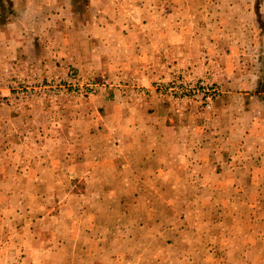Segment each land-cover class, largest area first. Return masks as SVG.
Listing matches in <instances>:
<instances>
[{
	"label": "rangeland",
	"instance_id": "1",
	"mask_svg": "<svg viewBox=\"0 0 264 264\" xmlns=\"http://www.w3.org/2000/svg\"><path fill=\"white\" fill-rule=\"evenodd\" d=\"M10 16L41 51H25L32 70L0 79V126L13 149L3 159L20 164L0 168L12 178L0 180V264H200L183 257L192 235L170 246L174 231L220 218L229 226L205 233L218 244L206 251L219 252L207 264H264V231L242 229L261 212L264 183L235 189L221 167L231 147L241 162L264 163V101L246 99L264 100V0H0V27ZM200 82L214 88L210 108L204 95L174 92ZM170 126L181 127L180 144L186 130L196 148L217 142L227 152L221 165L143 166L155 150L152 128ZM131 174L160 180L130 183ZM193 176L203 181L180 180ZM140 188L149 198L133 197ZM196 188L204 199L173 197ZM215 190L227 197L217 213H188L213 206ZM230 207L238 222L223 212ZM250 239L262 242L241 247Z\"/></svg>",
	"mask_w": 264,
	"mask_h": 264
},
{
	"label": "crops",
	"instance_id": "2",
	"mask_svg": "<svg viewBox=\"0 0 264 264\" xmlns=\"http://www.w3.org/2000/svg\"><path fill=\"white\" fill-rule=\"evenodd\" d=\"M57 11H62L61 9L56 8ZM62 17V18H61ZM54 19H58L60 20V28L62 23H64V16L61 14H58V12L56 13ZM52 22H50L51 25ZM52 26V25H51ZM58 26H56L57 28ZM36 30H39L38 28ZM58 30V29H56ZM58 32V31H56ZM24 33V36H23ZM25 34H29L27 30H23V28L19 25V21L17 20V17L15 16H10L7 19V22L4 23L1 27H0V79L3 80V75L5 73V71L7 70L9 73H11L12 71L19 69V67H23L25 69V71H30L32 70L31 68L34 66L33 64H30V60H25L23 57L25 55V51H31V49L33 48V51H37L40 52L41 49L39 47V44H37L38 38L37 36H30V37H26ZM35 35H39L38 33H35ZM23 36V37H22ZM23 39V40H22ZM42 40V39H41ZM37 53H35L36 55ZM31 63H33V61H31ZM11 65V66H10ZM241 67H239L240 69ZM242 70V69H241ZM4 81V80H3ZM247 101H264L261 98H246ZM1 124V121H0ZM181 127L178 126H170L167 128L166 133L163 132V130H156V128H152V138L154 139L155 142V147H154V154H152L151 151V156H152V160H147V161H143V166H153L154 170H157L159 168H167V167H181L183 168H189V167H201V168H205L208 166H213L215 164L216 158L221 155L223 153V148L220 147L218 148L217 146V142L212 143V148H210L208 146L207 143L202 144L203 146L196 148L195 146H192L193 144L191 143V136L192 134H188V130H186L185 135L187 136V139H185L184 142H182V144L179 143V138L181 137ZM137 131V130H136ZM9 134V132H6L1 129L0 126V141H3L4 138V142H0V168H9V167H19L20 164H16L15 162H9L4 158L3 159V155L5 156L7 153L11 152L10 154H12L13 149L10 148L9 144L6 143V137L5 135ZM11 134V133H10ZM227 151H229V153H231V156L228 157V159L223 160L222 165L219 164H215V167H219L218 165H221L222 168H228L229 172L231 173V179L227 180V182H225V184L231 185L234 188L235 185H237V187L235 189H239V182L241 180H244L247 184H252L255 182H263L264 183V174H262L261 172H259V168H264V163L263 161H260L259 159L257 160H253L251 159L250 162H241L240 160H238L235 156V152L234 149L231 148H226ZM262 148H259V151H261ZM172 151V152H171ZM227 152H224V154H226ZM233 155V156H232ZM178 159V162H176L175 160ZM253 160V161H252ZM249 168V169H248ZM160 169V170H161ZM167 170V169H166ZM219 170V169H218ZM217 170V171H218ZM259 173H258V172ZM8 174H5L4 178L0 177V180L3 181H12V178H10L9 176H7ZM170 177L172 178L171 180L174 181L175 177L172 176L174 175V171L172 172V175L169 174ZM130 177V178H129ZM200 176H193L192 179L190 178L189 180H185V178L180 179L183 183L186 184H196L201 181H203L202 177L201 179H199ZM217 181L216 182H220L223 183L225 180L224 178L221 176V178L219 176L216 177ZM160 178L158 176L155 177H150V176H140V175H129L128 178L126 179L127 182L130 183H139V184H150V183H154L155 181H159ZM198 180H201L198 182ZM215 182V183H216ZM224 184V183H223ZM220 184H217V187H219ZM146 188V187H145ZM190 188V185H189ZM196 190L194 193L192 192V190H188V192H185L184 194H179V195H174L173 197H179V198H185L186 200H190V199H196V198H203L204 199V190L203 192L201 191V188H196ZM190 191V192H189ZM202 192V194H201ZM264 194V189L261 191ZM240 194V192H238V195ZM133 197L137 198V199H144V198H149V196L147 194H145V191L140 188L136 190V192L133 194ZM210 199H216L217 202L215 201V203L213 204V206H211L210 208H205L204 205L203 207H196V208H192L189 206L188 208V213H190L191 211H195V212H199L200 215H207V213H209L210 215L212 213H217V209H214L218 206L221 205L222 202H220L221 200H227L226 196L223 195V192H219L218 190L213 191L210 195H209ZM259 197V195H258ZM153 204H150L149 206H151ZM224 205V202H223ZM153 208V207H152ZM154 209V208H153ZM251 210V209H250ZM223 212H229V215H232L233 217H235V219H237V222L239 221L240 217L242 216V214L237 210V209H232L230 207V210L227 208L223 209ZM262 212V213H261ZM261 212H257V210L254 212L255 218L253 219V224H251L250 227L247 228H242L244 229L243 231H245V229L249 232L252 231H264V203H263V207L261 208ZM225 215V214H224ZM203 222V220L201 221ZM206 222V221H205ZM239 224V223H238ZM180 228L178 230L181 229V231H174L175 233L173 234V236H175V239L173 240V243L170 244V246L175 247L178 242L181 240L182 235L188 234V235H192L193 236V240L194 243L191 246H194V249L191 250V253H188L186 255H184L183 257L185 258V261L190 262L193 260L195 261L196 258L198 260V262L200 264H207V262L210 259H215L218 260L219 257L217 250L216 252L210 253L209 251H206V248L209 247V245H212L213 243L209 242L208 240V236H205L206 232L209 233H216L217 232H223L227 230V227L229 226V223H227L224 220H222V218H220V220H218L216 223H195V224H186V222H184L183 224H179ZM178 235V236H177ZM257 237V236H256ZM262 237L259 238V240H261ZM262 241L258 242L254 240V243L252 242V240L250 239L249 241H245L243 242V244H241V247H243L244 249H255V247L259 246V243H261ZM200 244L202 246L203 249L198 250L197 248V244ZM253 243V244H250ZM264 244V242H262ZM215 246H218V244H213ZM250 251H248L247 253H244V256L249 257ZM261 253V252H260ZM259 253V254H260ZM224 254H222L223 257ZM252 257H254V254H252ZM224 259L221 258L220 261H223Z\"/></svg>",
	"mask_w": 264,
	"mask_h": 264
},
{
	"label": "built area",
	"instance_id": "3",
	"mask_svg": "<svg viewBox=\"0 0 264 264\" xmlns=\"http://www.w3.org/2000/svg\"><path fill=\"white\" fill-rule=\"evenodd\" d=\"M184 85L185 87H181L174 90V92L177 94L179 99L192 100V99H197L199 95H204L206 96V98H203L205 100L206 107L210 108L212 106L214 99L211 98V93L214 92L213 86H207L208 84H205V82H200L198 84L199 86H195V84H188V83H184ZM157 89L159 91H162L163 93L164 92H166L167 94L173 93V88L169 87L168 89H164L161 84H158Z\"/></svg>",
	"mask_w": 264,
	"mask_h": 264
}]
</instances>
